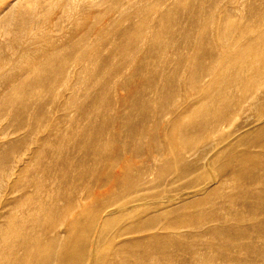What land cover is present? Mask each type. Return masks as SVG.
<instances>
[{"label":"bare ground","instance_id":"6f19581e","mask_svg":"<svg viewBox=\"0 0 264 264\" xmlns=\"http://www.w3.org/2000/svg\"><path fill=\"white\" fill-rule=\"evenodd\" d=\"M94 1L96 0H54V34L9 35V39H7L8 41L5 44L8 54L12 56L19 53L21 61H23L22 65H25L24 67L30 70V72L26 79L13 82L11 84L14 87L12 91H8L9 93H6L7 96H5V98L2 96L1 98L2 101L4 98V101L0 103V122L7 119L3 130H5V133H11L9 128L13 127L12 119L17 113H19L17 116L20 120V125H17L19 130L26 122H29L28 125H31L32 121L35 123L34 119L38 116L35 118L33 117L31 108L34 107H30V100L34 99L32 98L34 94L31 95V93L27 98H23L24 96L21 97L22 94L25 95L23 92H25L26 89H34L37 85H44L50 90L54 84V76L57 77V74H60L59 72H61L62 75L63 70L65 75V72L68 70L77 69L82 72L81 70L84 71L91 67L98 66L97 73L100 75L98 71L100 68L107 69L108 67H116L119 71L120 69H133L136 73H133L132 77L129 78L130 82L133 81L132 79H135L133 78L135 75L144 72L140 75L139 82L134 88V91H136L134 94L138 96L133 97L130 95L133 97L131 98L128 95L127 97H130V99L127 97L125 99H119L117 97L118 95L116 94L117 96H115L111 89L112 91L110 93L104 90L108 93L109 97L107 95L108 98L105 96V99H101V95L97 96V93L100 92V89L97 87L99 91H97L96 95L94 94V98L93 95L90 97L93 105L90 104V100L87 102V105H90V115L88 116V121H86V117L85 121L87 125L85 130L80 128L79 132L81 133L78 132L77 134L72 130L73 134H69L70 136L68 138L65 137V134L61 135L58 149L63 150L64 154L57 157L54 156L53 150L50 149L52 145L49 142H45L48 143L49 146L51 145V147L45 148L46 151L45 154L43 152L44 155L36 153L35 157H39L40 155V158L45 159L46 163L51 166L47 169L48 173L44 174V180H40L39 183L52 178V186L50 192L48 194L46 193V196H34L35 205L22 207L19 198L13 197L12 199H8L5 197V194L2 193L4 182H8L18 170L23 172L18 165L23 159L21 148L24 144L28 145V142L30 144V140L32 139L28 141L26 136H22L17 140H9L6 143L3 151L0 152V194L2 195H0V207L2 208L0 211V264H122V261L125 262L124 264H191V262H188L191 260H187L190 256L182 253L185 245L182 246L173 243L167 245L164 243L162 244V241L158 243L152 239L148 240L150 238L132 240L133 237H129L125 239L120 246L113 248L108 253H103L97 243L98 237L101 236L98 227L106 223L105 213L110 212V209L114 208L116 205L114 202L107 208L106 204H102L99 201L100 196L104 195V190H94L93 184L99 181H97L98 177L96 174H93L92 170L102 165L103 160L107 157V153L102 154V144L106 139L110 142L114 137V132L108 131L106 127L122 128L125 131L127 130V133L130 131L132 133V131L138 128L139 124V120H132L135 116L141 115V123H144L149 121L151 119L150 114H153L157 122L163 123L168 114L183 110L184 114L189 112L190 114L192 113V115L195 113L194 115L198 116V120H200V124L197 127L198 130L218 133L221 137V139H218L211 146L209 145L210 147H207V150H201V154L192 162L184 158L182 151L176 149L171 151L170 154H166L173 159L175 158L173 163L170 159L164 162V167L169 170V175H174L173 178L184 180L191 178V181H193V169L202 168V162L209 159L208 156L213 149H218L222 144L229 143L226 142V140L229 139L228 137H230V135L221 136L222 127L226 126L236 115L242 113L246 109V102H250L251 98L259 91L258 89H261V86L264 84V0H254L251 6L244 8L249 19H258L259 22L256 24V28L248 26L242 28L238 38L232 36L233 38L230 40L223 38L220 41H214L212 45L209 46L212 49V51H210L211 55L214 57L213 61H211L212 63L207 65L203 60V64L205 66L207 65L206 67L201 63L200 67L197 70L195 69L196 72L192 70L194 72L191 77L193 78L192 80H194L193 82L197 83L196 85H202L205 78H209L211 81L208 82L214 84L213 90L207 91V95H203L204 98L201 100L199 96H197L200 91L195 88L196 86L194 87L195 84L193 85V82H189L190 78L181 80L186 70L185 53L190 46L192 38H186L188 28L186 26V21L189 19L190 22L195 23L194 21H198L200 18L198 14H201V12L203 14L201 17L203 18L204 12L209 10L203 11V9L206 8V5L210 6L213 0H195V4L192 2L190 4L192 6L195 5L193 7H190L188 4L189 7H186L187 0H102L101 2H97L99 6H101L100 4H102V6H106V4L107 6L109 4L114 5L112 7L110 6V8L105 7V10H101L105 11L102 12L103 14L99 12V14L96 15L97 13H95L94 10L92 13H95V19L90 20L92 19L89 17L91 12L86 17L84 14L85 12L81 13L80 8L81 6H85L86 9H89L96 4ZM218 1L215 0V8L213 9L212 7V10L209 12L211 19H215L216 17L223 18V7L229 10V4H233L234 7L231 8H237L240 0H234L232 4L230 0L225 2L222 0L226 3L224 5L221 1L224 6L220 5L221 2L219 1V4ZM94 6L91 8L92 11ZM91 9L89 10L91 11ZM192 10L196 14L198 13V19L191 15ZM117 11H120V16L117 15L116 17L115 14ZM190 12L191 14L187 15V13ZM193 18L197 20H193ZM82 20H89L90 22L88 21L86 26L84 25L82 28L80 27L83 26ZM85 21L84 23H86ZM200 23H202V21ZM106 25H108L107 29L104 28ZM198 25H196L197 29L200 27ZM192 27H194L193 24ZM192 27L189 34H194L196 36L195 32L198 30L196 28L192 29ZM257 28L260 29L258 30ZM201 31L203 37L205 34H212V31L210 32L204 27L201 28ZM244 34H252L250 35L252 38L246 40L248 37L242 38ZM237 44H241V48L239 46V50H233L232 48ZM206 47L207 44L203 41L197 48L202 51V49ZM106 50L107 52L104 55L103 53ZM256 50H258V53H256ZM114 55H118L119 58L114 59L112 57ZM222 60L224 61V66L228 69V71L226 70L228 73L226 72L227 76L225 77L229 79L221 77L218 72L215 73L211 71V68L215 67L216 64ZM109 69H107V71ZM57 70L58 73L56 72ZM54 71L57 73H55L56 75H54ZM102 71L106 72L104 70ZM46 72L48 74H45ZM113 72L115 73V70ZM113 72L112 74H114ZM117 73L119 72L117 71L115 74ZM218 74L219 77L224 78V81L226 80L225 82H227H222L224 87H220L222 85V83L220 84L221 79L220 82L214 80ZM120 75H122V73ZM232 75L234 76L233 78L230 77ZM91 76L93 77V75ZM96 78L97 77H95V80ZM111 79V81L108 80V82H112L113 78L111 77ZM62 82L61 84H64V81ZM255 83L258 84L256 91L248 92L246 95L243 94L244 96L240 94L242 88L246 87L245 85ZM103 85L102 87L106 85L107 87L110 86L107 83ZM168 87H171L172 91L175 90L176 94L173 95L174 93L171 91L168 98L172 100L170 102H162V100L166 98L167 90H169H166V88ZM201 89L203 90V88ZM115 90H117V88H115ZM101 92H103V90H101ZM117 92L119 93V91ZM43 95L41 96L46 97L45 93ZM121 95H119V97ZM125 95L126 94H124V96ZM74 96H76V94H74ZM74 98V102H76V97ZM168 98H166V100H168ZM45 101L43 100L42 104L43 102L48 103V101ZM49 101L51 102V99ZM188 101H192V105L185 106ZM253 101L255 104L250 108L251 110H255L257 104H261L264 109V97L257 96ZM159 102L161 103L158 105ZM40 103L41 102H39V104ZM74 104L77 105V103ZM87 105L86 107H88ZM154 105L158 107L153 111ZM16 106H18V108H15ZM91 106L92 108H90ZM119 107L125 109L123 118H127L128 122H124L120 119L117 121L116 118L109 115V111L118 109ZM14 108L16 112L13 110ZM38 108L37 106L36 109ZM80 110L82 109L80 108ZM85 111L88 113L87 109ZM30 116L33 118L30 119ZM110 120L113 124L109 123L108 125L107 121L111 122ZM80 122L82 123L84 121L80 119ZM255 131H264V124L258 126ZM68 133H70V131ZM244 140L248 141L245 135L236 140V143L243 144ZM43 143L42 145L45 144ZM155 146V141H152L146 148H143L139 153L141 160L149 159L153 160L154 163L158 159L163 161L165 156L162 152L156 154L150 153V148ZM24 147V149H26L25 145ZM45 147H48V145H45ZM161 148L160 146L159 149L161 150ZM42 150L43 148L41 151ZM227 155L231 156L232 154L227 153ZM244 157L247 158V156ZM221 158L222 156L212 157L210 163L217 165L220 163ZM222 168L229 172L228 177L224 178L225 180L229 178H239L242 180L247 190L246 199L258 195L249 193L251 186L259 182V175L256 174V171L259 169L258 165L246 166L245 163L241 165V161L239 160L237 163H234V161L232 163L229 162L228 167L224 166ZM20 172H18L17 176H19ZM157 177L160 183L167 182V177L162 173L158 174ZM149 178L150 177H145V175L140 176L132 188L124 186V177H120L119 173L116 174L114 176V184L117 185L122 182L120 188L124 190L123 201L119 204V208L128 207L144 199L145 196L143 195V197L140 195L142 187L139 182L142 180L146 181ZM75 179L78 182V185L76 184L77 186H83L78 192H72L66 187ZM60 180L62 182H59ZM146 195L149 196L148 193ZM251 202L254 205L256 204V202ZM95 203L100 204L92 212L93 214H91V217L81 223L80 221L83 219L82 217L85 215L86 211ZM22 210L25 211L24 215H22ZM47 221L50 222V226L45 225ZM63 225L66 228L65 236L68 240L71 239L77 242L75 243V249L73 251L74 261L71 259L72 262L70 263L66 262L68 261L67 259H69L70 252V254L65 257L66 260L62 257V254L60 255L61 251L68 246L69 242H67V238L64 240L63 234L57 232V228ZM81 226H83L85 230L83 233H81V230L78 231ZM148 228L150 227L145 226L141 228L140 231H148ZM262 228H264V224ZM78 232H80V234ZM233 235V237L237 239L250 237L247 234L244 235V233H241V230ZM153 237L155 238V236ZM6 240H8V243ZM167 242L168 241H166V243ZM231 245L234 246V244ZM67 249V251H69V248Z\"/></svg>","mask_w":264,"mask_h":264},{"label":"rangeland","instance_id":"374dc122","mask_svg":"<svg viewBox=\"0 0 264 264\" xmlns=\"http://www.w3.org/2000/svg\"><path fill=\"white\" fill-rule=\"evenodd\" d=\"M101 1L102 0L94 1L96 4H94L95 6L93 5V11L91 9L93 6L89 8L91 11L86 9L85 6H81V13L85 12L84 14L87 17L91 12L89 17L92 18L90 20H93L95 19V13L98 15L99 12H105L101 11L105 10V7L110 8V6L112 7L114 5L111 3L112 5L109 4L107 6L106 4V6H102V4H100L101 6H99L97 2ZM219 1L221 2L222 0ZM223 1L225 2L227 0ZM230 1L232 4V1L234 0ZM191 2L193 4L196 3L195 0H187L186 7L190 5ZM222 2L220 5L224 3ZM214 3L215 0H213V3H210L211 7L209 5L205 6L206 8L203 9V11L209 10L204 12L203 18L201 17L203 15L202 12L201 14L197 13L198 16L200 15L199 19L202 21V23H200L201 21L198 19L197 14L193 10L192 14L191 12L187 13V15L191 14L192 16H195V18L197 17L198 21H194L196 24L190 22L189 19V21H186V26L188 27L186 38H192L190 46L185 53L186 70L184 71L181 80H187L190 78L189 82L192 83L194 80H192L193 78L191 76L193 72H196V70L200 67L201 63L204 67L212 63L211 61H213L214 57L211 55L210 51H212V49L209 46H211L214 41H220L223 38L227 40H230L233 37L238 38L242 28L248 26H253L256 28V24L259 22L258 19L255 18L249 19L246 15V12L244 11V8L251 6L254 3V0H240L239 6L237 8H231L234 6L233 4H229L230 13L228 9L223 7V18L216 17L215 19H211L209 12L212 10V7L213 9L215 8ZM225 4L226 3H224V5ZM193 6L190 5V7ZM94 10L95 13H92ZM119 13L120 11L116 12V17L117 15L120 16ZM195 18H193V20ZM84 21L85 20H82L83 23ZM88 21L86 20V23H82L83 26L80 27L83 28L84 25L86 26ZM191 23L194 27H192ZM196 25L200 27L197 29ZM201 26L210 32L212 31V34H205L203 37ZM107 27L108 25L104 26L105 29H107ZM191 27L192 29L196 28L198 30L195 32L197 37L194 34H189ZM257 29L259 30L260 28ZM10 34H54V0H0V99L2 96L5 98V96H7L6 93L8 94L10 91H12L14 87L11 84L13 82L26 79L30 72V70L24 67L25 65H22L23 61H21L19 53L12 56L8 54L5 44L8 41L7 39H9ZM244 35L242 38L248 37L246 40L252 38L250 36L252 34ZM203 41L207 44V47L200 51L197 47L200 43L202 44ZM192 44L193 46L195 45V48L192 46ZM240 45L241 44H237V47L234 46L232 49L239 50L241 48ZM257 51L258 50H256V53H258ZM106 52L107 50L103 54L105 55ZM117 56L118 55H114L112 57L114 59H118L119 56ZM203 60L206 62H204L207 64L206 66L203 64ZM91 68H89L90 71L89 69H86L88 72L86 70H81L82 72H80V70L78 71L77 69V71L68 70L65 72L66 76L64 75V70L62 72L63 76L61 75V72H59L60 74L58 75L57 70V73L54 71V75L57 74V77L54 76V84L50 90L44 85H37L31 90L26 89V91L23 92L26 96L22 94L21 97L24 96L23 98H27V96H30L31 93V95L34 94L32 97L34 99L30 100V107H34L31 108L33 117L35 118L38 116L36 117L37 119H34L35 123L32 121L33 124L31 122V125H28L29 122L27 123L25 121L26 124L24 123L21 126L23 129L21 128L22 130H19L17 125H20V120L17 116L19 113H17V115H15L12 119V125L15 129L11 125L12 128H9L11 133H5V130L3 129L7 119H4L0 122V152L3 151L4 146L9 140H17L22 136H26L28 141L30 139L34 141L33 142L30 140V144L29 142L28 145L24 144L26 149H24V145L21 148L23 159L18 165L23 172L18 170L8 182H4L3 184L2 193L5 194V197L8 199H12L13 197L19 198L22 207L35 205L36 203L34 202V196H46V193L48 194L50 192L52 178L39 183L40 180H44L43 176L44 174L48 173L47 169L51 166L50 164L46 163L45 159L40 158V155H44L46 151L45 148H50L51 145L53 148L51 147L50 149L53 150L54 156L57 157L63 155V150L58 149L61 141V135L65 134V137L68 138L70 136L69 134H73V132H76L77 134L80 128L85 130L87 125L86 121H88V116L90 115V105H87V102L90 100V104L93 105L91 102L92 99L90 97L93 95L94 98L99 89L100 92L97 93V96L101 95V99H105V96L108 98L109 95L107 92L110 93L112 90L115 96L118 95L117 97L119 99H125L128 95H132L134 97L136 96V94H134V92H136L134 91V88L139 82V77H141L140 75L144 73L140 71L141 73L139 75H135V77H133L135 79H132L133 81L130 82L129 78L132 77L133 73H136L133 69H122L124 71L120 69V72L116 67H108L107 69L110 68L108 72L106 68L104 69L99 67V75L97 73L98 66ZM102 70L106 72H103ZM114 70L115 73L117 71L119 73L115 74L113 72ZM226 70L228 71L227 67L224 66L223 60L216 64L215 67L211 68L212 72H218L220 73L221 77L228 78L225 77L227 76ZM112 72L115 75L112 74ZM121 73L122 75H120ZM45 74L48 73L46 72ZM91 75H93V77ZM106 76H111L113 81L110 82L112 80L111 77ZM95 77H97L96 80ZM104 77L106 78L107 82L105 81ZM216 77L214 78L215 81L218 80L220 82L221 79L220 84L222 82L227 83L225 82L226 80L224 81V78L219 77V74ZM230 77L233 78L234 76L232 75ZM108 80L110 81L108 82ZM204 80L202 85H196L197 83L193 82V85L195 84L194 87L196 86L195 88L199 89L200 91L197 94L200 100L204 98L203 95H207V91H212L214 86V84L208 82L211 81L209 78H205ZM62 81H64V84H61L63 83ZM106 83L110 85L108 86L109 88L107 87ZM223 83L220 87H224ZM102 85L104 87H102ZM247 85H245L246 87L242 88L240 94L246 95L248 92L256 91L258 87L257 83L248 86ZM115 88H117V90H115ZM201 88H203V90ZM101 90H103V92H101ZM104 90H107V92ZM166 90L168 95L166 94L165 97L168 98L169 94H171L172 88L168 87ZM258 90L259 91L251 98V101L246 102V109L242 113L236 115L226 126L222 127L221 136L230 135V137H228L229 139L226 140V142L229 143L222 144V147L219 146L218 149H213V151L210 152V155L208 156L209 159L207 158L208 160H206L207 162H202V168L193 169V181H191V178L187 180L178 179L175 177L173 178L174 175L170 176L169 170L165 169L164 162L170 159L173 163L175 158L173 159L171 156H167L166 154H170V152L175 149L182 151L184 158L192 162L199 154H201V150H207V147H210L218 139H221L218 133H210L207 131L198 130L197 127L200 124V120H198L197 115H194L195 113H193L194 116L189 112L184 114L182 110L180 111V114L178 110L174 112L175 114H168L167 117H165L166 120H164L163 123L157 122L153 114H150L151 119L144 123H141V115L135 116L132 118V120H139V124L138 128L132 131V133L131 131L127 133L128 131H125L122 128L117 129L116 127L111 128V126L106 127L108 131L114 132V137L110 142L108 139H106L102 144V154L107 153V157L105 160H103L102 165L92 170L93 174H96L98 177L97 181H99L93 184L94 190H104V195L100 196L99 201L102 204H106L107 208L114 202L116 205L114 208L110 209L111 211L109 210L110 212L105 213L106 223L98 227L99 232H101V236L98 237L97 243L99 244V247L103 253H108L113 248L120 246L122 242L129 237H133L132 240L150 238L148 240L152 239L158 243L162 241V244L164 243L168 245L173 243L182 246L185 245L182 253L188 254V256H190H187V260H191L188 261L191 262V264H264V228H262V225L264 224V131H255L258 126H262L264 124V109L261 104H257V108L255 110L250 109L252 106H254L255 102L253 100L257 96L264 97V84L261 86V89ZM117 91H119V93ZM121 92L126 95L124 96V94ZM172 92L174 93L173 95L176 94L175 90ZM44 93L47 98L43 97ZM74 94H76V96H74ZM119 95L121 96L119 97ZM132 96L130 97L133 98ZM74 97H76V102H74ZM130 97L127 98L130 99ZM166 98L165 100H162V102H170L172 100L171 98L166 100ZM50 99L53 104L49 101ZM43 100L48 101V103L45 101L47 104L44 102L42 104ZM3 101L1 99L0 103ZM39 102L41 103L39 104ZM74 103H77V105ZM160 103L161 102H159L158 105ZM191 103L193 102L188 101L186 102L185 106H190L192 105ZM86 105L88 107H86ZM37 106L39 107L38 109H36ZM83 107L85 110L87 109L88 113H86ZM153 107L154 111L158 106L156 107L154 105ZM15 108H18V106ZM15 108L13 109L14 111ZM80 108L82 110H80ZM90 108H92V106ZM124 111L125 109L123 107H119L118 109L109 111V115L113 118H116L117 121L120 119L124 122H128L127 118H123ZM79 115H84L83 120L82 116ZM33 117L30 116V119ZM80 119L81 121H84L82 122L83 124L80 122ZM109 123L113 124L112 121H107L108 125ZM36 128L40 131H38ZM69 131L70 133H68ZM243 135L247 137L248 141H242L243 144L236 143V140H238ZM152 141H155L156 146L151 147L152 149L150 148V153L156 154L158 152H162L165 156L163 161L158 159L154 163L153 160H141V157H139L141 150L151 144ZM43 142H49L51 145L49 146L48 143L44 144ZM42 143L44 145H42ZM45 145H48V147H45ZM159 145L162 147L161 150L159 149ZM42 148L43 150L41 151ZM36 153H40L39 157H35ZM227 153L232 155L229 156ZM217 156H222L220 163L217 165L211 164L210 160L212 157ZM244 156H247V158ZM239 160L241 161V165L245 163L246 166H259V169L256 171V174L259 175V182L255 183L249 189V193L258 194L257 196L246 199L247 190L244 187V183L241 179H224L228 177L229 172L222 167H228L229 162L232 163L234 161V163H237ZM18 172H20L19 176H17ZM118 173L120 177H124V186L132 188L140 176L145 175V177H150L146 181L142 180L140 181L141 183L139 182L142 187L140 190V195H144L146 198L143 196L144 199H141L128 207L119 208V204L123 201L124 190H121L120 188L122 182L118 183L117 185L114 184V176ZM160 173L167 177V182L160 183L157 180V176ZM59 182L62 181L60 180ZM77 183L78 182L75 179L72 183L68 184L69 187H66L72 192H78L83 186L80 185L81 187H79L77 186ZM147 193L149 196L146 195ZM251 201L256 202V204L254 205ZM99 204L100 203H95L93 206L89 207V210L86 211L85 215L82 217L83 219L80 222L82 223L84 220L86 221L87 218L91 217V214H93L92 212ZM1 210L2 208L0 207V211ZM24 214L25 211L22 210V215ZM45 223V225L50 226L49 221ZM145 226H149V230L140 231V229ZM80 230L82 231L81 233L85 231L83 226L78 229V231ZM240 230L241 233H244V235L247 234L250 237L241 239L234 238L233 234L238 231L240 232ZM214 231L218 233H215ZM57 232L63 234L64 240L67 238L65 236L66 228L64 225L59 226L57 228ZM78 233L80 234V232ZM156 235L159 240L156 238ZM153 236H155L156 239ZM73 241L71 239L68 240L67 238L68 246L60 253V255L62 254V257L64 258L71 253V256L69 255V259H67L68 261H66L69 263L74 261L73 251L75 249V243L77 242ZM166 241L168 242L166 243ZM6 242L8 243V240H6ZM231 244H234V246ZM67 248H69V251H67ZM71 259L73 260L71 261ZM124 263L125 262L122 261V264Z\"/></svg>","mask_w":264,"mask_h":264}]
</instances>
